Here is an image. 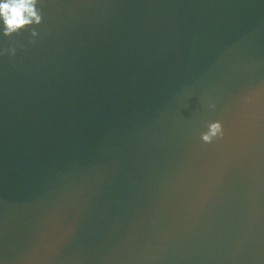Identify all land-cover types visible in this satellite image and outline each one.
Wrapping results in <instances>:
<instances>
[{"label": "water", "instance_id": "95a60500", "mask_svg": "<svg viewBox=\"0 0 264 264\" xmlns=\"http://www.w3.org/2000/svg\"><path fill=\"white\" fill-rule=\"evenodd\" d=\"M36 7L0 33V264H264V0Z\"/></svg>", "mask_w": 264, "mask_h": 264}, {"label": "clouds", "instance_id": "9594fccd", "mask_svg": "<svg viewBox=\"0 0 264 264\" xmlns=\"http://www.w3.org/2000/svg\"><path fill=\"white\" fill-rule=\"evenodd\" d=\"M37 3L38 0H0V33L8 36L26 26L38 24L41 17ZM218 131L219 125L213 124L211 132Z\"/></svg>", "mask_w": 264, "mask_h": 264}, {"label": "snow or ice", "instance_id": "6c2138e0", "mask_svg": "<svg viewBox=\"0 0 264 264\" xmlns=\"http://www.w3.org/2000/svg\"><path fill=\"white\" fill-rule=\"evenodd\" d=\"M38 2H39V0H38Z\"/></svg>", "mask_w": 264, "mask_h": 264}]
</instances>
